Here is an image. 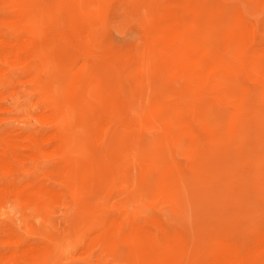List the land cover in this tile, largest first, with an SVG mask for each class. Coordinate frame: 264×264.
I'll return each instance as SVG.
<instances>
[{
  "label": "rangeland",
  "instance_id": "1",
  "mask_svg": "<svg viewBox=\"0 0 264 264\" xmlns=\"http://www.w3.org/2000/svg\"><path fill=\"white\" fill-rule=\"evenodd\" d=\"M63 1L71 8L70 18L77 34L90 42L97 55L104 51L108 55L112 51L110 53L116 59L113 61L111 55L110 58L109 55L107 58L99 55L100 58H90L94 51L89 58H84L87 55L77 56L68 65L67 81L57 87L37 77L29 65L24 67L23 60L5 66L0 72V78L3 77L0 80V115L3 114L0 117V138L6 132H17L20 138L15 144L27 145L29 134L37 133L42 137L55 128V124L49 126L50 122L60 120L72 110L79 117L85 116L87 127L97 143L105 145L111 141L113 146L108 150L106 147L103 155L109 154L113 161L125 164L129 169L126 177L116 176L105 165L99 164L92 167L81 163L75 170L65 173L71 185L77 184L83 189L94 187L104 193L115 191L120 197L113 198V203L122 206L130 202L127 207H137L139 217L135 215L124 222L123 230L132 237L130 241L121 243L107 238L102 242L98 250L101 253L109 244L105 245L106 242L114 241L111 250L104 253L105 264H156L164 257L169 262L167 264H190L194 255L201 260L221 247L222 239L216 238L214 233L221 224L231 226L238 223L240 227H235L242 232L236 230V236L243 232L250 238L256 236L264 227V61L244 58L243 62H236V69L227 73L217 70L215 65L227 57L228 47L238 39L237 13L232 4L245 3L246 0L226 1L224 7L207 8L198 3L177 0L163 3L159 0L155 7L148 6L142 12L135 10V0ZM0 5V35L41 36L57 15L48 1L0 0ZM143 27L149 28L147 34ZM129 53L132 54L131 61L127 63ZM116 62L127 64L121 65L124 73ZM208 77L222 84L223 104L218 110L211 107L204 110L202 104H197L199 97L206 94L202 90ZM123 81L129 89L137 86L141 90L140 102L146 104L148 119L124 122L113 128L110 126L113 98ZM188 85L198 98L195 96V106L185 107L182 103L186 102L185 86ZM26 110L31 111V115ZM13 113L17 118L12 117ZM16 114L25 116L18 119ZM45 114L46 117L51 114L48 118L52 120L48 121ZM29 122L33 124L29 126ZM58 144L53 141L40 150L27 147L15 152L17 147L14 144L7 150L0 142V160L6 156L3 154L5 149L1 152L6 148L7 157L2 160L9 157L7 160L12 159V165L15 163L14 168L9 163L0 166V184L11 181L25 184L32 180L41 183L37 182L38 185H55L54 175L65 165ZM115 178L116 183L113 182ZM13 198L17 197L12 195L10 200L9 196L7 207H0V256L5 259L6 254L7 261L11 259L10 251L15 243L20 238L26 240L28 235L24 230H28L25 226L35 225L43 235L59 231L60 234L61 229L68 226L64 212H80V207L72 201H68L66 211L51 205L44 213L36 209L31 212ZM90 215L91 212H84L82 220L73 227L77 231L83 228L82 232L90 239L99 235L105 238L109 234L107 227L89 229ZM136 223L145 224L146 228L157 233L162 226L167 230L192 232L193 246L189 250L182 244L161 246L141 233L131 235V226ZM9 230H21L20 235ZM51 246L55 249L54 244Z\"/></svg>",
  "mask_w": 264,
  "mask_h": 264
},
{
  "label": "bare ground",
  "instance_id": "2",
  "mask_svg": "<svg viewBox=\"0 0 264 264\" xmlns=\"http://www.w3.org/2000/svg\"><path fill=\"white\" fill-rule=\"evenodd\" d=\"M32 1L34 2V0H32ZM37 1H44V2L48 1V3L52 4V7H54V9L56 10V11L54 10L55 12H53V13H55L57 15L53 16L54 18L52 19V21L50 22V24L48 25V27L44 31L43 35H41V36H38V35L29 36V35H24V34H20L18 36L0 35V72H3L5 70V66L7 67V65H12V64H14L20 60H23L22 63L24 62L23 63L24 67H28V65H29L31 67V69L34 70V73L37 74V77L41 78L44 82H46L47 84H49L51 86H55V87L61 86L68 79V76H69L68 72H70L68 69L69 68L68 65L77 56L87 55L84 58H86V57L89 58L88 56H91L92 54H90V53L94 50L91 48L90 42L86 41V39H84L82 37V35H78L77 34L78 31L76 32L75 29L73 28L72 21L70 18L71 8L69 7L67 2H65L63 0H37ZM177 1L198 3L199 5L205 6L207 8V7H216V6L219 7L220 5H222L224 7L223 4L226 1H227L226 3H228V2L230 3L232 0H177ZM238 1H240V0H238ZM131 2L132 1H130L129 4ZM135 2H133L134 3L133 5L135 6V10L136 11L141 10V12H142V10L144 8L145 9L149 8L148 6H150V8H151V6L155 7L159 3V0H142V1L141 0H135ZM162 2L167 3L166 0H162ZM0 7H1V5H0ZM225 8H227V7H225ZM232 8L237 13V20H238V27H239V33L237 36L238 39L236 40V42L234 41L231 44V46L228 47L227 53L225 52V55L227 56L226 58H222L217 63L215 61V63H216L215 65L218 68L217 70H223L226 73L231 72V70L233 71L234 69H236V67H237L236 62L238 60L239 61L242 60V62H243L244 58H249V59L252 58V59L264 61V0H246L245 3L241 1L238 4L233 3ZM146 13H147V11H146ZM14 15H16V14H14ZM16 17H18V16H16ZM12 19H13V17H12ZM14 19H15V17H14ZM145 19H147V17L143 18L142 21H144ZM103 21H104V19H103ZM48 22H49V20H48ZM233 27H234V25H233ZM143 28L146 29L145 34H147L146 32H148L147 30L149 28H147V27H143ZM109 38H110V36H109ZM105 44H107V43H105ZM149 44H150V42H149ZM109 50H110V48H109ZM98 51H100V50H98ZM115 51H113V52L116 54ZM94 52L96 53L97 50ZM94 52H92L93 55L90 58H93V57L95 58V56L107 58L108 55H109L108 58H110V55H111L113 61H115V59H116V58L114 59L115 56H112L113 53H110L112 51H110V52L108 51L109 52L108 55H106L107 51H104V53L106 52L105 54L103 52H101V54L98 52L99 56L97 55V53L95 55ZM88 54H90V55H88ZM126 55L128 56V54H126ZM131 55L129 53V57H128L129 60H126L127 63L129 61H131V58H130ZM116 56H118V55H116ZM121 56H123V55H121ZM121 56L119 58H121ZM124 57H122V61L124 60ZM112 60H111V62H112ZM119 60H121V59H119ZM132 60L134 61V59H132ZM214 60H216V59L214 58ZM125 62H120L119 63L120 65L117 64V62H116V64L118 66H120L121 71H122V69L124 70V68H122V66L127 65ZM85 63H86V61H85ZM125 69H126V67H125ZM6 71H7V68H6ZM6 76H8V75H6ZM157 76L158 75H156V77ZM2 78L3 77H1L0 80ZM28 78H33V77H30L28 75ZM28 78H26V80ZM139 79H140V77H139ZM9 80H11V79H9ZM122 80L123 79L121 78V81ZM206 81H207V84L205 86H203V90H202L203 93L204 94L206 93V94L201 95V97H199V101H197V104L198 103L202 104V108L204 110H207L208 107L209 108L210 107L216 108L218 110L223 104V94H222V88H221L222 84L214 82V80L211 77H208ZM140 83H141V80H140ZM142 83H143V81H142ZM9 86L10 85H8L7 87H9ZM19 87H20V85H19ZM180 87H181V85L179 86V88ZM56 89H58V88H56ZM131 89H129V87L127 86L125 81H123L122 84L119 86L118 91L115 93V96L113 98V100H114L113 101V110H114L113 111V118L110 119L111 120L110 126L113 128L120 125L121 123L124 124V122H128V121L132 122V121H137V120L143 121L144 117H145L144 120L148 119V114H147L148 112L146 111V104H141L142 102H140V100L142 99L141 98L142 94L140 95L141 90H139L137 88V86H132ZM185 89H187V90H185L186 95L184 96L186 99V102L182 103V98H181V103L183 105L185 104V107H187L189 105L195 106L194 103L196 102V99H195L196 95H195V93L192 92L191 86L190 85L185 86ZM196 97L198 98V96H196ZM38 100L39 99H37V103H38ZM10 102H11V100H10ZM153 103H155V102H153ZM1 104L2 103H0V105ZM39 104H40V102H39ZM30 105H31V103H30ZM183 105H182V107H183ZM4 106H5V104H4ZM12 106H10V107L13 108ZM11 112H12V110H11ZM28 112L26 110V113H28ZM30 112H29V114L31 115ZM73 113L74 112L72 110H69V113H67L65 116H62L60 120H58V121L55 120V121L50 122L49 126H55L56 125L55 128L54 129L48 128L50 130L47 131L46 134L43 135L42 137L39 136L37 133L36 134H29L26 137V141H28V143L26 142L27 145L19 146V145L15 144V142L18 141V139L20 138V134H18L17 132L16 133L15 132H6L0 138V142L4 143L6 145L7 150L11 147L12 144H14L17 147L15 152L19 151L20 148L23 149V148H27V147L29 149L32 148L34 150H40L44 147L45 144L54 141V142L59 143L58 145L62 148V154H63L64 159H65L64 168L60 167L61 169H59L57 171V174L54 175L56 177V178H54V180H56V181H55V185L53 184L52 187L48 186L50 183L47 184L46 181L45 182L47 185H43V184L38 185L37 184L38 181L36 182V181H32V180L29 182H26L25 184H22L23 182H20V181H18V182L11 181L7 184H0V207H2V208L7 207V203L9 201V199H7V198H9V196H10V200H12L11 199L12 195L17 197L16 199H18V201L22 203L21 206H25L24 209H26L27 211H31V212H33L32 210L36 209L37 211L44 213L45 211H47V207L49 208V206H51V205H55L57 207V209L59 207V208L63 209L64 211H66V206H67L68 201L69 202H71V201L75 202V204L80 207V210H79L80 212L77 214H74L71 212L70 213L64 212L66 219H67V222H68V226L65 228L63 227L61 229L60 234H58L60 232L59 231L57 234H50V232H47L46 234L43 235V234L39 233V230L37 227H35V225L33 226L31 224L32 226H30L28 224V227L25 226V229H27L28 231L26 232V230H24V229L23 230L28 235L27 236L28 238L26 237V240H22L20 238V240L15 243V246L12 248L13 251H10L12 253H10L11 259L9 261H7V259H9V257H5L6 254L4 256L5 259L7 258L6 260L1 258V256H0V262L2 264H105L104 263V259H105L104 253H107L111 250L110 246L113 247L112 244L114 241L106 242L105 245L109 243L108 246L105 247V249H103L102 253L98 252V250L100 249V246L102 245V242L104 240H106L107 238L108 239L110 238L112 240L119 241L121 243H123V242L128 243L130 241L129 239L132 238L131 236L130 237L128 236L129 234L127 233V231L125 234V232L123 230L125 227L124 222L129 221L132 218V216H135V215L138 216L139 213H137L138 212L137 207H133L131 209L129 207H127L126 204L130 203L129 199H126L129 203H124L122 206H119V205H117V203H113L114 202L113 198L117 197V199H118V197H120V195H117L115 193V191H113L111 193L110 192L104 193V191L98 190L97 188L95 189L94 187H90V188L86 187L83 189V188H81V186L80 187L77 186V184L71 185L68 183V180L65 176L66 171L75 170L76 168L79 167V165H81V163L85 164L87 166L93 165L92 167H94V165H98V164L99 165H105V167H107V169L110 173L116 174V176L118 174L119 177H123V176L126 177V175L129 174V169L126 168L125 164L122 165L120 162L113 161L112 157L109 154L106 156L103 155V153L105 154V152H106V147L108 150L109 146H113V145H111V141L108 140L107 143L105 141V143H106L105 145L103 143H97L94 135L90 132V130L87 127L85 116L79 117ZM64 114H65V112H64ZM1 115H3V114L1 113ZM1 115H0V117H1ZM13 115H14V113H13ZM16 115H18V119L24 118V116H25L24 115L23 117L22 116L20 117L19 114H16ZM46 115L47 114H45V117H46ZM49 115H51V114H48V117H49ZM192 115H194V114H192ZM12 117H15V115ZM48 117H46L47 120L49 119ZM193 117H192V120L195 121ZM15 118H17V117H15ZM30 118H29V120L31 121ZM8 120H10V119H8ZM51 120H52V118L49 119L48 121H51ZM17 121L18 120H16V122ZM1 122H2V119H1ZM9 122H11V120ZM20 122H21V120H20ZM23 122H24V120H23ZM27 122H28V120H27ZM29 124L28 125L31 126L33 123L29 122ZM24 125H26V124H24ZM28 125H27V127H28ZM107 125H109V124H107ZM120 126H122V125H120ZM32 127H34V125ZM42 130H43V126H42ZM19 132H20V130H19ZM161 132H163V131H161ZM30 133H31V131H30ZM32 133H34V132L32 131ZM111 133H112V131H111ZM156 133H159V132H156ZM164 134H165V131H164ZM109 137L111 139L110 135H109ZM212 144H214V143L212 142ZM6 148H2V150H1V152H3V150L5 149V153H3L4 155H6L5 157H7V153H8ZM23 154H24V152H23ZM3 157H1L0 166L2 164L5 165V163H9L11 166H13L15 164V163H13V165H12V159L11 160L9 159L11 161V163L9 160H7L9 157L6 158L5 161H3L5 158V157L4 158ZM22 159H24V156ZM25 160H26V158H25ZM122 162H124V161H122ZM134 162H136V161H134ZM4 165H3V167H4ZM6 166H5V169H6ZM13 168H14V166H13ZM18 169H19V167H18ZM98 169L100 170V168H98ZM23 170L26 171L25 168H23ZM103 170H104V168H103ZM138 171H140V170H138ZM27 172H28V169H27ZM89 172H90V170H89ZM10 173H11V171H9V174ZM22 173H23V171H22ZM87 174H89V173H87ZM141 175H142V173H141ZM136 178H138V177H136ZM115 181H116V178L113 182H115ZM38 183H40V182H38ZM42 183H44V182H42ZM135 183H136V181H135ZM127 186L128 185H126V189H127ZM115 187H118V186H115ZM16 199H14V200H16ZM141 205L143 206L142 203H141ZM168 205H169V203H168ZM125 207H127V208H125ZM146 207H147V205H146ZM61 209H60V211H61ZM123 209H126V211H123ZM84 212H91V214H92V215H90V217H89L90 219L87 222L90 226L89 227L90 230H95V229H100L102 227H104V228L107 227V229L109 230V234L106 235L105 238H101L99 235V237H95L93 239H90L85 235L84 232H82V231H84L83 228H81V231L75 230V227H73V224L76 225L77 223H79L82 220L81 217L84 215ZM35 213L37 214V212H35ZM41 213H39L38 215H41ZM46 215H48V214H46ZM41 216L43 219L44 216L43 215H41ZM53 216H55V215H53ZM45 219H46V217H45ZM35 222H37V221L35 220ZM232 222H233V220H232ZM131 223H129V224H131ZM232 224L233 225H231V226H228L229 224L228 225L227 224H225V225L221 224L222 226L218 225L219 226L218 229L215 228L216 231L214 233L216 235V238L218 236L219 238L222 239V244H221L220 248H218L213 253L211 252L212 254H209L208 256H206L205 258H203L201 260H199L200 257H195L196 255H194L193 256L194 258H192V260L190 261L191 262L190 264H264V227L261 229V231L256 236L250 238V237H247L244 232H243V234H241V236H236V230H238L239 228H236L235 226H237V227H240V226L238 225V223H232ZM20 228L22 229V227H20ZM240 229H242V228H240ZM257 229H259V228H257ZM159 230L160 231H158V233L153 232V229L150 230L149 228H146L145 224H137L136 223L133 225V227L131 226V235L141 233V234H143V236L150 237L152 239L151 241L154 240L153 243H155V241H156V243L160 244L161 246L162 245L167 246L170 243L172 245L173 244L174 245L182 244L188 250L191 249V247L193 246L194 238L192 237V235H194V234L192 232H190V233L189 232H183V231H178L176 229L169 230V228L167 230V229H164L163 226L161 228H159ZM20 231L19 230L18 231L17 230L16 231L9 230V232L15 233L16 235L17 234L20 235ZM238 231L242 232V230H238ZM26 234H25V236H26ZM1 235L4 236V234H1ZM97 236H98V234H97ZM7 239H9V238H7ZM11 241H12V239H11ZM50 241L55 245V249L53 248L54 246H51L53 244H51ZM8 242H10V240ZM11 247H12V243H11ZM202 247L205 248V246H203V245H202ZM139 254H140V252H139ZM183 260H185V258ZM167 263H169V262L164 257V258H161L158 261V263H156V264H167ZM154 264H155V262H154Z\"/></svg>",
  "mask_w": 264,
  "mask_h": 264
}]
</instances>
